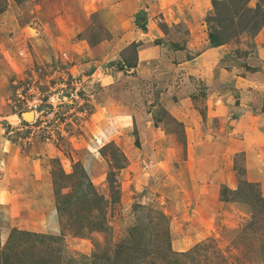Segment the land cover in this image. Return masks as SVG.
<instances>
[{"label": "rangeland", "instance_id": "1", "mask_svg": "<svg viewBox=\"0 0 264 264\" xmlns=\"http://www.w3.org/2000/svg\"><path fill=\"white\" fill-rule=\"evenodd\" d=\"M65 1L0 0V264H264V182L246 178L264 120L206 117L215 86L183 64L214 37L227 100L246 81L264 88V0H208L198 37L186 6L133 35L109 0ZM179 98L195 111L186 130L170 114ZM80 191L108 203L75 204Z\"/></svg>", "mask_w": 264, "mask_h": 264}, {"label": "crops", "instance_id": "2", "mask_svg": "<svg viewBox=\"0 0 264 264\" xmlns=\"http://www.w3.org/2000/svg\"><path fill=\"white\" fill-rule=\"evenodd\" d=\"M97 1L98 0H92L91 2H89V6L98 7L99 3H97ZM73 3H74V0H66L65 3H63V6L66 7L67 9H71V7L73 6ZM182 6H186V10L184 9V11H182V13H184V18H185L184 21L183 19H179L176 17L178 12L181 10ZM109 7L110 9L114 10V13L118 11V13H115V14L123 16L124 19H128L127 17L128 15L132 17L130 18L129 21L131 23L130 26L133 27L132 29V33H134L133 35H138L139 34L138 32L140 31H141L140 33H142L141 28L134 27L133 20H135L136 18H139L141 22L140 24L148 28L149 24L153 22V20L151 19L153 18V16L162 15L164 16V19L167 23L169 22V23L175 24L181 21L185 22L184 24L187 25V28L189 29V31L198 37V33L196 32L195 29L193 30V27L195 28L196 25L202 24L203 18H204V13L202 12V10L204 9L206 12L208 8L210 7V5H209L208 0H109ZM194 14L196 15V19H195ZM154 21L157 22L156 20ZM130 29L131 28L129 27V34L127 36L131 35ZM158 31L161 33V36H162V32L160 30ZM256 41H257V44L259 45V48L263 47L261 56L264 57V27L262 28V31L257 36ZM216 50H218V47L217 48L210 47V48H206L200 54L191 53V55L195 56V58H192L188 62L183 63V64H187V63L198 64L197 73L199 75H203L202 70L199 72V68L203 67L204 71L206 72V75L209 77L206 80L209 81L210 84H214L215 86V90L217 91V93H215L214 95L211 94V97H210L211 102L213 103L214 107L209 108V113L207 112L206 117H219L222 115V113L227 115V112L230 111L236 115V119L238 123L242 122V120L249 121V119H252V120L257 119L258 120L257 123L260 120H264L263 84H256L255 82H248L244 78L240 77L241 80L246 81V86L243 84H240L241 87L243 88V91L241 92L242 98L244 97L245 98L240 99L239 104H236L234 102L235 100L234 101L227 100V95H225V91L228 90V84L226 81L224 82L219 81V76L229 77L231 75V72H229L228 70L221 69L220 67H216L215 58L213 57L214 54L217 52ZM138 61H139V64H138ZM138 61H137L136 67H139L140 63H143L142 65H147L146 63L147 60L143 57L142 58L140 57ZM135 68L131 67V69L133 70ZM246 87L249 90L246 91ZM255 90H260L261 92H263L262 97H259V94L253 93ZM115 92L116 90L113 93ZM179 99L180 100H178L177 102H171V104L169 102V105H171L174 110V113H170V114L173 118L176 119V121L180 122L186 130L187 118L189 120L192 119L195 111L194 109L192 110L190 109V103H188L186 100H183L182 98H179ZM217 105L222 106V108H219ZM125 109L129 111V115L127 114L123 118L129 117L131 119L134 114L131 108L128 106ZM153 129L158 130L159 128L153 127ZM258 130H261V129H258ZM254 132L256 133L257 131H254ZM260 133L262 136H264V131L261 130ZM262 141L263 142L260 145L255 147L258 151L263 153V155H261L262 157H259L258 159L259 164L257 165L256 163L250 166L251 160H254L256 158H255V155L253 154L251 155L252 159H251V156L249 157L250 160H249V163L247 164L246 178L250 182H264V137ZM241 143H244V142H241ZM219 166H222V165L219 164ZM256 168L258 170H254ZM212 175L213 176L223 175L222 167H219L218 170L215 171V173H213ZM221 179L222 178L217 180L216 182L217 185L220 186L223 184H227V185L232 184V181L228 179H226V181L224 179L223 180ZM197 186H199L198 183H197ZM204 187L201 185L200 186L201 190L204 189ZM214 196H217V195H214ZM228 204L229 203H225V205H228ZM237 205L239 204H236V206ZM230 206H233V205L231 204ZM240 207L244 209V213H247V209H245L244 206H240Z\"/></svg>", "mask_w": 264, "mask_h": 264}, {"label": "trees", "instance_id": "3", "mask_svg": "<svg viewBox=\"0 0 264 264\" xmlns=\"http://www.w3.org/2000/svg\"><path fill=\"white\" fill-rule=\"evenodd\" d=\"M140 26V25H139ZM141 27V29L142 30H144V26L143 25H141L140 26ZM210 40H211V44H212V46L213 47H216V46H218L217 44H216V42H215V40H214V37L212 38H210ZM246 183V185L248 186V187H252L253 185H254V183H248V182H245ZM109 185H111V189H110V193L112 194V196H111V198H113V194H115L116 193V186L114 187H112V183L111 184H109ZM93 191H86V193H85V191H80V193L78 192V194L76 195V200H75V204H82V202L84 201V199H86V198H88L89 196H92L93 198H92V200L94 201V203L95 204H100V206L103 204V207H105L106 205H107V203H108V201L107 200H105L103 197H101V196H99V195H97V194H95V193H92ZM80 194H83L82 195V198H80L79 197V195ZM94 194V195H93ZM95 197V198H94ZM114 201V200H113ZM87 203H89V201H87ZM110 204H113V202L112 201H110L109 202Z\"/></svg>", "mask_w": 264, "mask_h": 264}, {"label": "built area", "instance_id": "4", "mask_svg": "<svg viewBox=\"0 0 264 264\" xmlns=\"http://www.w3.org/2000/svg\"><path fill=\"white\" fill-rule=\"evenodd\" d=\"M45 73H43L41 76H43ZM44 77H47V78H49V76H45L44 75ZM41 79H39V78H32V80H30V79H28L27 80V83H26V85H25V87H24V89H25V93H24V95L22 96V93H19L18 94V96H21V98L22 99H24V96H26L27 94H29V93H31V92H33L34 90H35V87L36 86H40L41 84H42V82L40 81ZM16 92H18V90L16 91ZM21 94V95H20ZM30 95V94H29ZM34 97H32L31 99L33 100V102L31 103L32 104V106H33V109L35 110L34 112H36L37 113V110L38 111H40L39 109H40V107H41V105H39V100H37V99H33ZM44 95L42 94V96H41V101H43V103L45 102L44 101ZM26 103H28V101L26 100L25 101ZM41 103V102H40ZM46 103V102H45ZM53 108H54V106H53ZM49 114V116L51 117V116H53V115H55V111H51V112H49L48 113ZM47 115V114H46ZM48 116V115H47ZM52 118H54V116L52 117Z\"/></svg>", "mask_w": 264, "mask_h": 264}, {"label": "bare ground", "instance_id": "5", "mask_svg": "<svg viewBox=\"0 0 264 264\" xmlns=\"http://www.w3.org/2000/svg\"><path fill=\"white\" fill-rule=\"evenodd\" d=\"M31 113V112H30ZM180 246V245H179Z\"/></svg>", "mask_w": 264, "mask_h": 264}]
</instances>
